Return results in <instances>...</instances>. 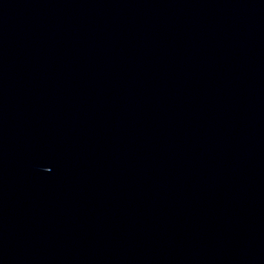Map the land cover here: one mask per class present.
Segmentation results:
<instances>
[{"label":"water","instance_id":"1","mask_svg":"<svg viewBox=\"0 0 264 264\" xmlns=\"http://www.w3.org/2000/svg\"><path fill=\"white\" fill-rule=\"evenodd\" d=\"M0 264H264V0H0Z\"/></svg>","mask_w":264,"mask_h":264}]
</instances>
